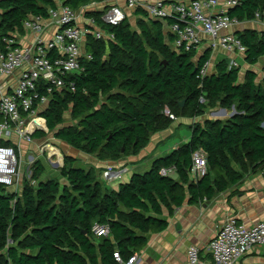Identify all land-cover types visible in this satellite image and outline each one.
Returning <instances> with one entry per match:
<instances>
[{"label":"trees","instance_id":"obj_1","mask_svg":"<svg viewBox=\"0 0 264 264\" xmlns=\"http://www.w3.org/2000/svg\"><path fill=\"white\" fill-rule=\"evenodd\" d=\"M56 1L76 11L107 0ZM56 1L0 0V50L4 38L23 33L26 18L46 16L48 9H56ZM257 11H264V0H241L227 15L250 21ZM134 15L138 31L125 19L116 27L102 26L112 40L88 38L84 50L92 59L52 93L40 114L54 139L99 162H116L136 156L175 119H195L215 106L235 114L189 126L186 143L154 158L148 170L132 173L116 190L94 169H84L66 155L59 167L64 183L43 180L44 167L37 158L29 168L30 180H21L20 193L0 184V264H116L114 250L126 261L145 248L151 235L166 230L164 212L171 217L185 202L209 201L264 170V80L256 82V75L247 72L239 83V69H228L226 60L197 79L211 51L204 50L199 58L196 51L176 52L163 23L145 20L140 10ZM89 16L98 20L99 15ZM235 37L245 48L246 64L264 57V32L243 31ZM67 112L74 126H63ZM44 136L36 132L31 138ZM198 149L207 155V174L194 184L187 173ZM167 169H174V175L160 174ZM95 224L107 227L108 235L93 236Z\"/></svg>","mask_w":264,"mask_h":264},{"label":"built area","instance_id":"obj_2","mask_svg":"<svg viewBox=\"0 0 264 264\" xmlns=\"http://www.w3.org/2000/svg\"><path fill=\"white\" fill-rule=\"evenodd\" d=\"M240 1L223 0L221 9L218 0H123L131 12L140 10L145 20L163 23L164 33L173 37L171 48L176 52L196 51L199 54L202 37H205L211 51L221 49L244 55L245 48L240 41L228 33L239 22L229 18L227 12L237 7ZM92 12L98 13V20L89 16ZM125 19L124 11L117 6L104 7V3L92 2L74 11L59 3L56 9H48L46 16L26 18L22 22V34L13 33L4 38V48L0 50V140L10 142L16 137L18 141L31 144L34 133H47L40 113L47 107L52 93L66 86L65 78L82 73L83 63L92 59L84 50L88 38L93 41L112 40L113 36L102 26L116 27ZM169 20L172 22L168 25ZM253 20L264 26V11H257ZM210 65V61L205 63L196 78L208 75ZM237 66L231 58L228 69ZM69 87L74 92V87ZM205 102L200 97L199 103L203 105ZM164 115L172 119L168 110ZM19 143H16V148L0 146V184L6 188L21 189ZM46 147L56 150L52 144H43L38 148L37 157H29L32 160L29 165L46 155L51 165L61 167L62 156L60 161L57 155L48 156ZM206 158L201 149L192 154V164L187 173L192 183H197L207 174ZM160 174L173 176L174 169L162 170ZM103 176L119 178L120 171H105ZM26 179L30 180V172ZM92 234L96 238L106 237L108 229L95 224ZM259 246H264V218L246 227L231 216L224 220L203 251L210 258L209 264H237ZM139 257L135 253L123 261L116 250L112 253L116 264H136ZM184 264L206 262L200 259L198 248L190 246Z\"/></svg>","mask_w":264,"mask_h":264},{"label":"crops","instance_id":"obj_3","mask_svg":"<svg viewBox=\"0 0 264 264\" xmlns=\"http://www.w3.org/2000/svg\"><path fill=\"white\" fill-rule=\"evenodd\" d=\"M218 2L221 9H223V0H218ZM104 4L105 6L120 7L124 11L125 17L130 25L132 23V19L134 21L137 19L134 15L135 11L131 12L126 9L123 0H107ZM243 31H254L256 33H260L264 32V26L255 20L242 21L239 22L237 26L232 27L228 33L235 36V33ZM207 44L208 39L202 37V45L197 56H200L204 50H210L208 49ZM211 54L213 55L209 60L211 63L210 73L213 72L211 71L213 66L212 63L215 64L220 60H226V62L229 63V60L233 58L238 64L239 83L244 81V76L247 72H251L256 75V82L264 80V57L260 58L258 63L255 65H248L244 62V55L241 54L227 53L221 49L211 51ZM239 75H241L242 78L240 80ZM216 113L221 114L219 117H211L226 118L231 114V110H219ZM194 121L195 119H175L167 130L155 134V137H152L153 139L149 141L148 145L136 156H128L116 162H99L95 158L90 168L96 171L100 180L103 178L101 177V173H104L105 171H109L110 173L120 171L122 173L121 175H123L125 173H123V171L127 169L128 165H130L129 169L132 173H143L148 170L154 158L169 153L170 151L176 149L179 145L186 143L190 135L188 138L183 140V143L173 145L168 152H163L164 154L158 153L161 149H159L160 145H158L159 143L156 140L164 141L166 140L164 137L167 139L172 137L175 130L181 125L185 124L186 126H190V122L193 123ZM35 140L36 139H33L32 143H34ZM18 142H20L19 146L21 153L23 150H29V154H27H32L34 157L35 150L32 144L18 141L16 137L10 140L9 145L6 148H16V143ZM2 143L6 142L0 140V146H2ZM64 146L68 147L65 144ZM66 152L70 157L74 158L71 152L70 154L69 151ZM29 157L31 156H28V158ZM29 168L30 167L24 168L21 165V180L22 178L27 177L28 172H30ZM120 177L118 179H120ZM106 179L108 178H105L103 181H105V184L109 188H112V184L109 183L112 179ZM116 189L117 188H115V190ZM231 216L235 217L238 224L246 227H250L264 218V170L253 175H248L240 181L238 185L231 187L228 191L215 196L209 201H203L196 205H188L185 202L181 208L176 209L173 212L171 217H168L167 213L164 212V217L167 222L166 230L160 234H154L149 237L145 248L138 253L140 260L136 264H184L186 262V251L190 246H196L199 250L200 259L205 261L206 264H209L210 258L205 255L203 249L206 247L208 242L212 240L224 220ZM237 264H264V246H259L258 248L253 249L250 254Z\"/></svg>","mask_w":264,"mask_h":264},{"label":"rangeland","instance_id":"obj_4","mask_svg":"<svg viewBox=\"0 0 264 264\" xmlns=\"http://www.w3.org/2000/svg\"><path fill=\"white\" fill-rule=\"evenodd\" d=\"M56 1V0H55ZM56 3H57V5L59 4L57 1H56ZM104 7H105V4H104ZM131 29L132 30H135V31H138L137 29H136V20L134 21L133 19L131 20ZM104 42H107V40H103ZM212 55L213 54H211V57H212ZM213 65H214V63H212ZM211 71H213V70H211ZM211 73H213V72H211ZM211 73H209V74H211ZM205 76H207V74L205 75ZM204 76V77H205ZM240 79H242L241 78V75H239V80ZM219 110H224V111H227V110H225V109H222V108H219V107H217V106H215V108L213 107V108H207L206 110H205V112L201 115V116H199L198 118H195V121L192 123V122H190L191 123V125H193V124H195V123H202L204 120H214V119H216V118H212L211 116H212V113L213 112H218ZM229 118V116L228 117H226V118H221V119H218V120H226V119H228ZM184 122V121H183ZM186 123V122H185ZM76 124V121H74V120H72L71 118H70V114H69V112H67L65 115H64V123H63V126L64 127H66V126H74ZM190 125V126H191ZM45 134V136L43 137V138H40V139H36L35 140V142L34 143H31L32 144V146L34 147V150H35V152H34V157H37L38 156V153H39V150H38V148L40 147V146H42L43 144H47V143H49V144H52L53 146H55L56 147V149L59 151V154L63 157V155H66V156H69L68 154H67V152L66 151H69V154H70V152L73 154V157L74 158H76L75 160H76V164L78 165V166H81L82 168H84V169H88V168H90L91 167V165L93 164L92 162L94 161V159H95V156L94 155H90V156H87V155H84V154H82V153H80V152H78V151H76V150H74V149H72V148H68V147H66V146H64V144L63 143H61L60 141H58V140H56V139H54V137H53V134L52 133H44ZM190 135V128H189V126H186L185 124L184 125H181L179 128H177L176 130H175V133H174V135L172 136V137H170V138H166V137H164V139H166V140H164V141H158V140H156L159 144L158 145H160L159 146V149H161V150H159L158 151V153H160V154H164L163 152H168V150L173 146V145H176V144H180V143H183L184 141L183 140H185L186 138H188V136ZM152 137H155V135H153ZM150 138V140H152L153 138ZM162 139V138H161ZM34 144V145H33ZM36 146V147H35ZM144 149V148H143ZM162 151V152H161ZM29 150H23L22 151V153L20 152V155H21V161H22V167H24V168H27V167H30V165H29V162L30 161H32L30 158H28V156H31L32 158H34L33 157V155L32 154H30V155H28L29 153ZM28 153V154H27ZM157 153V152H156ZM44 156V157H43ZM42 157L40 156V157H38V158H41V163L43 164V167H44V174L42 175V179L43 180H47V179H55V180H58V182L59 183H64V180H62V179H60V177H59V167L60 166H56V165H51L49 162H48V160L46 159V155H43ZM72 156V155H71ZM149 159V158H148ZM130 165H128L127 166V169L126 170H124L123 171V175H121L122 173L120 172V175H121V177H120V179H118V178H113V177H109L108 179H112L109 183H111L112 185H111V187L113 188V189H115V188H117V186L120 184V183H123V182H125L126 180H128L129 178H130V176H131V174H132V171H130ZM26 171V170H25ZM116 172H118V171H116ZM116 172H113V173H116ZM101 177H103V178H101V180H104L105 178H104V176H103V173H101ZM108 179H106V180H108ZM114 179V180H113ZM105 182V181H104ZM108 183V184H109ZM9 191H12V192H15V193H20V188L19 189H14V188H9Z\"/></svg>","mask_w":264,"mask_h":264},{"label":"bare ground","instance_id":"obj_5","mask_svg":"<svg viewBox=\"0 0 264 264\" xmlns=\"http://www.w3.org/2000/svg\"><path fill=\"white\" fill-rule=\"evenodd\" d=\"M31 128H32V125L30 126V129ZM45 149L47 151L48 156L57 155L59 161L61 160V155L59 154V151L57 149L55 150V149H52L50 147H46Z\"/></svg>","mask_w":264,"mask_h":264},{"label":"water","instance_id":"obj_6","mask_svg":"<svg viewBox=\"0 0 264 264\" xmlns=\"http://www.w3.org/2000/svg\"><path fill=\"white\" fill-rule=\"evenodd\" d=\"M198 58H199V56H198ZM182 105H183V102L180 103V106H182ZM234 114H235V112H234V110L232 109L229 118L232 117ZM215 120H217V119H215ZM62 161H63V157H62Z\"/></svg>","mask_w":264,"mask_h":264},{"label":"clouds","instance_id":"obj_7","mask_svg":"<svg viewBox=\"0 0 264 264\" xmlns=\"http://www.w3.org/2000/svg\"><path fill=\"white\" fill-rule=\"evenodd\" d=\"M215 120V119H214Z\"/></svg>","mask_w":264,"mask_h":264}]
</instances>
